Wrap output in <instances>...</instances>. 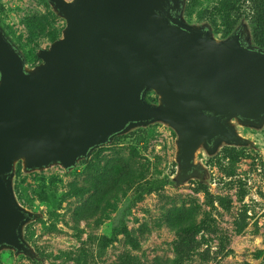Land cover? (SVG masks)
<instances>
[{"label": "water", "instance_id": "water-1", "mask_svg": "<svg viewBox=\"0 0 264 264\" xmlns=\"http://www.w3.org/2000/svg\"><path fill=\"white\" fill-rule=\"evenodd\" d=\"M48 1L65 25L34 67L0 28V250L32 258L23 229L40 214L16 200L17 162L69 169L114 135L159 121L177 136V181L204 182L199 149L253 146L237 126L264 125V49L239 32L217 39L185 22L182 0ZM151 90L156 103L145 99Z\"/></svg>", "mask_w": 264, "mask_h": 264}, {"label": "rangeland", "instance_id": "rangeland-1", "mask_svg": "<svg viewBox=\"0 0 264 264\" xmlns=\"http://www.w3.org/2000/svg\"><path fill=\"white\" fill-rule=\"evenodd\" d=\"M186 3L185 22L217 39L229 25L250 27L253 16L264 15V0ZM259 24L264 37V19ZM64 25L48 0H0V28L30 54L27 67L40 62L37 51L60 37ZM247 39L257 45L251 31ZM145 99L158 100L152 90ZM237 129L254 145L223 144L212 154L199 149L195 161L207 169L204 182L177 181V136L159 121L115 135L69 169L26 170L17 162L11 177L16 200L40 214L23 229L37 258L1 249L0 264L164 262L175 255L178 222L192 218L198 228L186 238L185 245L194 246L186 264H264V125ZM161 180L162 188L148 189Z\"/></svg>", "mask_w": 264, "mask_h": 264}, {"label": "trees", "instance_id": "trees-1", "mask_svg": "<svg viewBox=\"0 0 264 264\" xmlns=\"http://www.w3.org/2000/svg\"><path fill=\"white\" fill-rule=\"evenodd\" d=\"M181 6H183V15H184L185 13L188 12L189 4L186 3V0H182ZM252 18H256V19L250 20V22H249L250 27L247 26V29L249 31H251V33L253 35V39L255 40V43L257 44L256 47L260 48V49H264V37L262 35V30L259 27L260 26L259 22L264 19V15L263 16L257 15L255 17L253 16ZM235 30H236L235 24L229 25L228 31L225 33V36L223 38L230 36ZM3 32H4V30H3ZM4 34L8 37V35L5 32H4ZM22 56H23L24 61H30L32 59L30 54H22ZM150 100L155 102L156 98H150ZM96 148L97 147L93 148L88 154L93 152ZM165 184H166V181H164V180L157 181V182L149 184L148 189H160ZM189 218H192V217H189ZM187 221L189 224H186L187 222L182 223V221H179L177 224V227H175L177 232H178V235L174 241V251H175L174 257L172 259H167L164 262L158 261V262L153 263V264H186V262L190 260L191 253H192L191 251L193 250L194 246L188 247L189 245L188 244L185 245V242L187 240L186 238L189 235L188 234L189 231L191 229H195V228L197 229L198 227H196L197 225L195 224V221L193 218L190 220H187ZM193 222H194V224H193ZM128 259L129 260L126 261L124 264H143V263H140L139 261H137L135 257H130Z\"/></svg>", "mask_w": 264, "mask_h": 264}, {"label": "flooded vegetation", "instance_id": "flooded-vegetation-1", "mask_svg": "<svg viewBox=\"0 0 264 264\" xmlns=\"http://www.w3.org/2000/svg\"><path fill=\"white\" fill-rule=\"evenodd\" d=\"M202 28H205V27H202ZM237 32H239L240 33V38H241V41L243 42V44H245V45H247V46H249L247 43V27L245 26V24H239L237 27H236V30L232 33V34H234V33H237ZM231 34V35H232ZM253 46V45H252ZM251 46V47H252ZM253 48H257L256 46H253ZM145 94H146V92H145ZM145 94H144V96H145ZM126 131V130H125Z\"/></svg>", "mask_w": 264, "mask_h": 264}]
</instances>
